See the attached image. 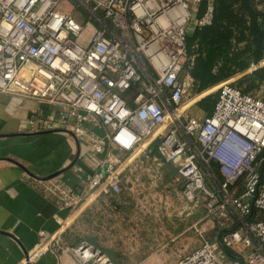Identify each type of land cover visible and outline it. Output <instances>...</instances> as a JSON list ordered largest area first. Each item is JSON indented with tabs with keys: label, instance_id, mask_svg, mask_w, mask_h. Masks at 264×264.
Wrapping results in <instances>:
<instances>
[{
	"label": "built area",
	"instance_id": "built-area-1",
	"mask_svg": "<svg viewBox=\"0 0 264 264\" xmlns=\"http://www.w3.org/2000/svg\"><path fill=\"white\" fill-rule=\"evenodd\" d=\"M215 11V0H0V93L40 103L32 131H67L86 145L93 162L79 187L46 181L62 209L120 194L123 161L154 156L177 167L204 218L238 216L179 264H264V97L228 78L207 88H217L210 113L184 108L206 90L190 72L187 38ZM64 232L42 229L24 264L51 250L61 264H116Z\"/></svg>",
	"mask_w": 264,
	"mask_h": 264
},
{
	"label": "crops",
	"instance_id": "crops-1",
	"mask_svg": "<svg viewBox=\"0 0 264 264\" xmlns=\"http://www.w3.org/2000/svg\"><path fill=\"white\" fill-rule=\"evenodd\" d=\"M203 97L188 108L191 113L201 117L212 111L203 106ZM197 104H200V108L194 109L192 106ZM39 105L40 103L33 99L0 93V264H24L29 252L40 239V231L45 229L51 233L59 232L63 229L65 220L68 225L63 236L71 243L74 236L81 235L77 228L80 224H85L88 216L90 217L89 213L93 212V206H83L81 217L73 220L75 216L70 215L72 209H62L56 196L45 188L48 176L56 172H59L56 175L66 182L79 187L81 174L91 168L93 161L88 155L86 145L70 132L30 129L28 118L32 110ZM117 155L125 158L120 153ZM159 159L154 156H130L123 161L121 169L124 188L120 194H113L115 199L119 200V205L107 206L105 203V206H98V241L101 244H115L122 240L126 208L130 207L122 201L123 196L132 195L134 204L138 198H135L136 195L162 196L167 192L165 187L176 185L182 188L177 167L172 163L160 162ZM165 196L170 206H157L156 209L153 207L156 210L154 217L164 219L165 223L157 233L148 230V235L150 241H163L178 248L170 250L167 255L160 254L161 257L181 260L200 246L203 234L210 239H217L221 231L228 226L226 224L236 221L238 217L229 211L228 216H212L206 219L200 206H192L191 211L195 212L193 216L196 222L194 231L191 230L194 222L190 225L185 223L190 217L185 213L187 206L171 205L173 198L170 194ZM201 201L204 204V201ZM139 210L137 206L138 213ZM148 210L151 211L152 208ZM139 216L140 214H132V217ZM70 221H73V224ZM179 225L181 227L177 228ZM84 240L89 241L77 236L72 244ZM89 242L93 243L91 240ZM102 249L116 264H120L109 251ZM58 252L47 251L27 264H61Z\"/></svg>",
	"mask_w": 264,
	"mask_h": 264
},
{
	"label": "rangeland",
	"instance_id": "rangeland-1",
	"mask_svg": "<svg viewBox=\"0 0 264 264\" xmlns=\"http://www.w3.org/2000/svg\"><path fill=\"white\" fill-rule=\"evenodd\" d=\"M245 44L246 43H242V45ZM246 60L249 61V65L245 70L238 71L233 75L223 78L222 80L228 78H234L236 81L239 82L240 86L244 88H250L255 93L262 95L264 97V80L261 81L260 83L259 82L257 83L255 77L252 75V71L254 69L259 68L260 66H264V58L261 60V62H255L253 60V56L248 55ZM255 83L257 84L255 85ZM216 90L217 88L213 89L212 91H210V89H207L201 95L193 99L189 97V99L191 100H189L184 105V108H187L191 104H194V102L198 100L200 96H203L209 91L210 92L207 93L206 95L216 94ZM192 107L194 109L200 108V104L193 105ZM150 140L151 138H149L147 142H149ZM208 183H209L208 185H211L210 181H208ZM176 187L178 189H176ZM165 191H167L165 192L166 194H163L162 196L154 195L148 197L142 194L136 195L135 198L138 197L137 202L138 200H141L139 204L136 202V199L134 201V204H132L133 202L132 200H134L132 195L123 196L122 201L126 206H130V207L126 208L127 212L125 213V219L123 221L122 240L115 244H109V243L101 244L98 241L100 236L98 206H105V203H107V206H116L119 205V200L115 199L116 196L114 195L104 196L102 194L91 195L83 198V200L75 208L72 209L70 215L72 217L75 216L73 220H76L79 217H81L83 206H93L92 209L93 212L89 213L90 217L88 216L86 223L80 224L81 226L77 228V231L79 229V234H81V235H77L78 238L88 239L89 241L91 240L93 244L98 245L101 248H105L107 251L111 253V255L115 259H117L120 262V264H179L180 259L159 256L160 254L167 255V252H170V250L172 249L176 250L178 248L177 246H174L173 244L165 243L163 241H156V242L152 240L150 241L149 239L150 237L148 235V230L150 231L152 230L153 232L155 231V233H157L159 231V228L162 227L165 223L164 219H156L154 217L156 212L155 209L157 208V206H170V204L166 202L167 200L166 196L164 197V195L170 194L173 200L175 201V202L173 201L171 205L185 206V207L187 206V210L185 211V213L190 217L185 221V223L190 225L191 223L194 222L195 219L193 216L195 212H192L191 210H193L195 206L198 207L200 206L201 212L204 213L205 215L207 213V207L202 203L201 200H199V202L197 203L187 200L183 195V186L181 188V186L179 187L176 185H171L168 188L165 187ZM137 206H139L140 208L139 213L136 211ZM153 207L155 209H153ZM149 208H152V210L149 211L148 210ZM132 214L134 216L140 214V216L132 217ZM70 222L71 224H73L72 223L73 221ZM63 224H64L63 229L66 230L68 221L65 220ZM195 225L196 222L193 223L191 230L194 231L196 230ZM179 227H181V225H179L177 228ZM206 227L207 225L205 224L204 228ZM84 232L85 234L83 235ZM77 236H74L71 241L74 242Z\"/></svg>",
	"mask_w": 264,
	"mask_h": 264
},
{
	"label": "trees",
	"instance_id": "trees-1",
	"mask_svg": "<svg viewBox=\"0 0 264 264\" xmlns=\"http://www.w3.org/2000/svg\"><path fill=\"white\" fill-rule=\"evenodd\" d=\"M215 1L214 22L197 28L187 38L189 54H197L190 72L200 90L245 70L249 65L248 55L255 62L264 58V7L259 8L255 0ZM195 44H198L196 48ZM252 75L257 83L263 81L264 66L254 69ZM216 99L217 94H208L202 104L212 110Z\"/></svg>",
	"mask_w": 264,
	"mask_h": 264
},
{
	"label": "water",
	"instance_id": "water-1",
	"mask_svg": "<svg viewBox=\"0 0 264 264\" xmlns=\"http://www.w3.org/2000/svg\"><path fill=\"white\" fill-rule=\"evenodd\" d=\"M58 173H59V172H56L55 174H53V175H51V176H48V177L50 178V177H52V176H54V175H56V174H58Z\"/></svg>",
	"mask_w": 264,
	"mask_h": 264
}]
</instances>
